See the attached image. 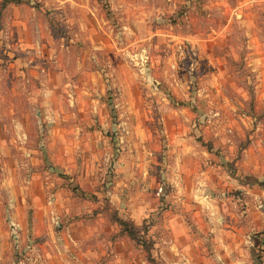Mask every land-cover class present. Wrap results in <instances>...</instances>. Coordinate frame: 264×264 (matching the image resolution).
Instances as JSON below:
<instances>
[{
	"label": "rangeland",
	"instance_id": "1",
	"mask_svg": "<svg viewBox=\"0 0 264 264\" xmlns=\"http://www.w3.org/2000/svg\"><path fill=\"white\" fill-rule=\"evenodd\" d=\"M73 1L0 0V264H162L174 176L264 187V2Z\"/></svg>",
	"mask_w": 264,
	"mask_h": 264
},
{
	"label": "crops",
	"instance_id": "2",
	"mask_svg": "<svg viewBox=\"0 0 264 264\" xmlns=\"http://www.w3.org/2000/svg\"><path fill=\"white\" fill-rule=\"evenodd\" d=\"M68 1L74 3L73 0H61V3L65 6ZM82 6L89 13V7ZM28 34L26 29L20 32L19 48L23 51L35 48L23 41ZM191 159L197 163V159ZM194 180L186 182L180 175L171 179L176 184L166 196L171 205L163 213V225L156 222L158 213L151 211L154 223L150 227L156 229L157 226L159 233L168 234L163 238L161 235L153 237L152 259H159L162 264H264V187L259 183L239 184L235 189L242 194L236 196L226 192V185L230 183L220 182L224 188L215 190L216 193L200 176ZM46 212V208L36 210L38 221H42Z\"/></svg>",
	"mask_w": 264,
	"mask_h": 264
},
{
	"label": "trees",
	"instance_id": "3",
	"mask_svg": "<svg viewBox=\"0 0 264 264\" xmlns=\"http://www.w3.org/2000/svg\"><path fill=\"white\" fill-rule=\"evenodd\" d=\"M8 3H10V1H8ZM17 3V1H16ZM115 223L119 226L120 231L119 234L121 235V237H127L129 240H137V235L141 234V233H145L146 229L141 230L137 225L134 224V221L132 220H128V219H121V218H117L115 220ZM149 228H150V224ZM134 236V237H132ZM154 246V244H153ZM153 250V249H152ZM151 253V251H150Z\"/></svg>",
	"mask_w": 264,
	"mask_h": 264
}]
</instances>
